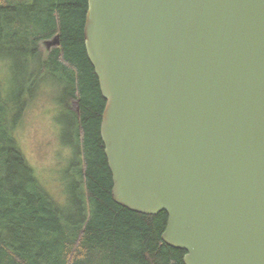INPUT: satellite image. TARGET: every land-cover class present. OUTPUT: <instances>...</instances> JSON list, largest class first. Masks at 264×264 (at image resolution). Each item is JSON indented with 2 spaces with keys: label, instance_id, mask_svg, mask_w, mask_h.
<instances>
[{
  "label": "water",
  "instance_id": "water-1",
  "mask_svg": "<svg viewBox=\"0 0 264 264\" xmlns=\"http://www.w3.org/2000/svg\"><path fill=\"white\" fill-rule=\"evenodd\" d=\"M83 36L113 201L184 264H264V0H87Z\"/></svg>",
  "mask_w": 264,
  "mask_h": 264
},
{
  "label": "trees",
  "instance_id": "trees-1",
  "mask_svg": "<svg viewBox=\"0 0 264 264\" xmlns=\"http://www.w3.org/2000/svg\"><path fill=\"white\" fill-rule=\"evenodd\" d=\"M86 11L87 0H0V264H184L186 252L162 240L165 212L139 214L112 199ZM50 93L65 110L58 121L70 150L57 193L16 137L25 112Z\"/></svg>",
  "mask_w": 264,
  "mask_h": 264
},
{
  "label": "rangeland",
  "instance_id": "rangeland-1",
  "mask_svg": "<svg viewBox=\"0 0 264 264\" xmlns=\"http://www.w3.org/2000/svg\"><path fill=\"white\" fill-rule=\"evenodd\" d=\"M42 48L50 49L46 43ZM57 101L51 93L34 101L16 131L23 155L43 184L54 193L59 192L58 186L61 188L70 152L62 143L65 135L58 118L65 110L57 106Z\"/></svg>",
  "mask_w": 264,
  "mask_h": 264
}]
</instances>
